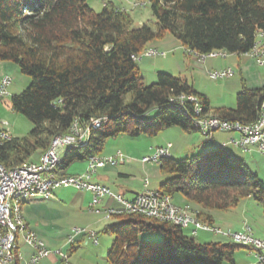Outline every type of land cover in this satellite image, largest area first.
I'll return each mask as SVG.
<instances>
[{"label":"trees","instance_id":"trees-1","mask_svg":"<svg viewBox=\"0 0 264 264\" xmlns=\"http://www.w3.org/2000/svg\"><path fill=\"white\" fill-rule=\"evenodd\" d=\"M88 1L0 0V62L17 65L31 79L12 97V110L33 125L27 138L0 140L5 167L30 163L75 121L86 126L100 120L101 125L91 130L86 146L67 149L56 174L100 155L105 142L120 135L152 138L173 127L198 131L194 107L180 102L182 95L198 97L203 114L244 124L257 120L264 87L243 84L235 109H213L181 76L158 73L147 86L132 56L166 33L190 53L242 56L264 30V0H147L154 21L139 27L113 2L96 12ZM158 165L167 177L160 190L165 195H181L208 212L234 210L250 200L264 213V183L223 148L180 160L163 157ZM196 215L213 226L206 212ZM115 216L118 222L104 228L114 236L107 264H235L237 250L251 251L231 241L201 244L181 227L140 214ZM143 233L161 234L164 240L141 242Z\"/></svg>","mask_w":264,"mask_h":264},{"label":"rangeland","instance_id":"rangeland-1","mask_svg":"<svg viewBox=\"0 0 264 264\" xmlns=\"http://www.w3.org/2000/svg\"><path fill=\"white\" fill-rule=\"evenodd\" d=\"M109 1L113 2L121 10L131 13L135 27L154 21L150 4L147 0H89L88 4L96 12H101L103 6ZM150 49H156L162 53L164 52L165 56L156 58L146 57L138 63L140 74L147 86L157 81L158 73L181 76L187 79V81L194 86L196 91L209 99L213 109L222 107L235 109L236 96L241 92L243 84L249 89H260L264 87V65L258 66L254 60L245 56H231L229 54L226 59L209 58L204 61L205 63H203V61L199 62L194 56H189L185 48L182 47L170 33H166L161 39L154 40L145 50ZM11 65L8 75L12 78L13 82L9 88V96L0 100V130L5 129L10 132L12 137L20 140L29 137L33 125L27 118L12 110L11 99L26 90L30 85L31 79L22 75L17 65ZM228 67L234 70L235 74L233 77L219 81H214L209 78L210 72L219 71ZM199 133L188 135L179 128L173 127L161 131L158 136L152 138L142 136L139 139H132L126 135H120L117 138L107 140L99 156L107 157L106 155H115L120 151L128 158L131 157V154L134 156L133 158L139 160L143 157H150L153 155V153L149 152L151 147L154 148L156 146H166L170 144V155L173 156V158L177 160L190 158L197 154L205 153L203 148L205 147V143L202 144L203 141L200 140L202 138H198L199 136L197 135L201 134ZM67 149H69V147H64L61 150V157H63ZM227 151L231 153L234 158H243L242 160H245L248 167L255 172L264 183V155L257 152L245 154L240 149L238 150V148L236 149L233 147H229ZM40 157L41 151L39 150L31 157L29 162L39 161ZM86 166V160L75 161L65 170L66 172H78L83 170ZM146 166V172H143L142 166L139 163L135 164L134 171L128 173L130 177L127 179L120 177L118 178V182L123 186L127 185L136 189L142 185L141 179L147 178L149 181L151 180L154 188L157 187V178L162 174L158 165L147 164ZM161 178L164 180L167 177ZM62 192H64L63 195L65 196L63 198V195H61ZM78 194L79 192L75 189L62 188L54 192L53 199L36 198L37 201H40L39 206L30 207L35 223L33 226L36 229L37 235L44 241L47 248H55H49L51 250H58L56 248H60L62 244H65L64 242L67 239V234L75 228L86 229L94 231L95 233L99 231L98 245H96L92 239L75 243V251L69 255V263L107 264V253L112 246L114 236L109 233H104V228L108 224L105 220L101 222L100 226L96 227L97 231L90 227H84L86 223L102 217L91 215L86 211L81 213L76 212L75 206L77 203H82V199ZM24 203L21 208L22 216H24ZM117 204L118 203L112 200L110 209H115L117 206L113 207V205L115 206ZM247 204L250 211L247 219L250 221L249 225L253 229L254 235L264 239L263 209L257 203L253 201L250 202L249 200H245L242 206ZM195 214L198 213L196 212ZM112 220H109V222H112ZM203 233L205 232H201L200 235L210 236V239H207L208 241L206 243L216 241L223 243L229 242L227 238L222 236L218 237L216 234ZM140 240L141 242H161L164 240V237L161 234L143 233L140 235ZM87 242L89 243L87 244ZM65 252L69 254V248L68 250L66 249ZM234 262L235 264H259L255 254L244 248L236 251L234 254Z\"/></svg>","mask_w":264,"mask_h":264},{"label":"built area","instance_id":"built-area-1","mask_svg":"<svg viewBox=\"0 0 264 264\" xmlns=\"http://www.w3.org/2000/svg\"><path fill=\"white\" fill-rule=\"evenodd\" d=\"M230 54V53H228ZM165 56V53L154 50L148 58ZM242 56L253 59L258 66L264 65V34H257L254 47ZM226 56H220L217 51V58L225 59ZM199 59L204 55H198ZM136 63L145 58L139 54L132 56ZM234 70L231 67L213 71L209 73V78L214 81L224 80L233 77ZM12 78L5 75L0 78V100L9 96V88L12 84ZM180 102H188L194 107L196 123L208 128V137H204L206 142L213 140L215 132H225L232 134V127H240V134L237 138H231L227 143H222L221 148L228 145H234L240 148L244 153L257 152L264 155V98L261 101L259 115L257 120L251 124H244L238 121H228L216 115L203 114V107L198 99L187 100L186 95L178 99ZM96 121L92 120L90 125H79L77 130H68L65 134H59L55 139L50 152H44V156L39 161L32 162L28 167L0 168V264H40L44 259L57 255L61 258L62 264L69 263V254L62 249L51 250L47 248L37 233L29 227V233L26 235V246L33 250V255L25 259L19 251L16 244V237L12 235V229L7 222V211L10 210L9 199L11 194H23V197L53 199L54 192L60 188H74L81 191L91 192L93 195L90 209L99 212L97 207L102 203L103 198L110 196L123 205V210L109 209L106 211V218L121 214L131 213L140 214L161 222L173 224L182 229L191 228V236L195 237L199 231L216 234L227 238L229 241L250 247L251 252L255 254L259 264H264V241L256 238L251 229L247 226L241 232L223 229H202L199 224V218L193 214V217H185V212H180L179 207H167L164 204V193L148 189V181L145 182L144 189L137 194L132 200H125L121 195L113 193L109 188H96V184L90 183L91 177L96 173L98 168H104L108 165L116 166L124 163L127 157L122 152H117L114 156L98 157L93 156L88 160L87 172L78 176H59V174H47V167L56 162L60 149L64 145L78 144L84 140V131L96 128ZM12 135L5 129L0 130V140L9 141ZM162 154H170V144L157 147L153 155L143 157V164H159ZM21 222H26L25 217H18ZM77 237H87L98 244L97 233L94 231L75 228L68 239V244L75 243Z\"/></svg>","mask_w":264,"mask_h":264},{"label":"crops","instance_id":"crops-1","mask_svg":"<svg viewBox=\"0 0 264 264\" xmlns=\"http://www.w3.org/2000/svg\"><path fill=\"white\" fill-rule=\"evenodd\" d=\"M185 51H186V49H185ZM186 53H188L189 56H194L195 58H197V60L199 62H202V61L199 60L198 57H196L197 54L190 53V52H187V51H186ZM234 56H236V55H234ZM247 58H249V57H247ZM203 63H205V62H203ZM11 64L8 63V62H0V78H2L5 75H8V71L11 69L10 66H12ZM209 103H210V101H209ZM210 107H211V104H210ZM181 131L184 132L185 134H188V135L199 133L198 131H194V132L193 131L192 132H185L183 130H181ZM197 136H199L198 138H202V139H200V140L203 141L202 144L205 143L204 144L205 147H203L204 150H205L204 151L205 153L210 152V151L215 150V149H218V148H221V144L222 143H227L231 138H237L238 137L237 134H231V133H225V132H215L213 134V140L211 142H206L204 137L201 134L197 135ZM157 147H161V145L160 146H156L154 148L151 147L149 149V152L153 153L154 150ZM229 147H233V148H236V149L238 148V147H236L234 145H228L227 147H225L223 149L227 150ZM172 148H173V146H172ZM239 149L240 148H238V150ZM42 153L43 152H41V155H42ZM253 153H251V154H253ZM245 154H249V153H245ZM106 156L108 157V156H114V155H106ZM130 156H131L130 158L127 157V160L124 163L118 164L116 166L108 165V166H106L104 168H98L97 171H96L97 174L95 173L96 175L91 177L90 183L101 185V186H105V187L109 188L113 193H115L117 195H121L125 200H132L137 194H139L144 189L146 181H148V189L153 190V191H160L161 190V185L167 179L166 178V179L163 180L161 178V177H166L163 174H160L161 176H159V178H157L158 179V181H157V185L158 186L155 187V188L153 187V185L151 183V180L149 181V179H147V178H145V179L143 178L144 180L141 179L142 185L140 187L136 188V189L133 188V187H129L127 185L123 186V185H121L118 182L119 181L118 178H120V177H123L124 179H127V178L130 177V174H128V173L134 171L135 164L139 163L142 166V168H143L142 171L146 172V167H147L146 165L147 164H143L141 162V159L136 160L135 158H133L134 156H132L131 154H130ZM98 157H100V156L98 155ZM236 157H239V156H236ZM86 162H87V166L81 171H78V172H75V171L66 172V170H60L57 173L59 174V176H78V175H83V174H85L87 172V169H88V160H86ZM158 167H159V165H158ZM139 170H141V169H139ZM61 189L62 188H60L58 190H61ZM64 189H68V188H64ZM72 189H74V188H72ZM75 190H77V189H75ZM77 191L79 192L78 196L82 199V203H77V205L75 206L76 207V212L81 213V212H85L86 211V212H88L91 215H96V216H101L102 217V218L99 217L96 220H93V221H91L89 223H86V226H84V227H90V228H92V229L97 231L96 227L100 226L101 222L103 220L107 221L108 224L106 226L118 222V219H116V216H113L110 219H107L106 218V211L110 209V206H112V205H110L112 200L115 201L116 203H118L115 206L113 205V207L117 206L115 209L118 210V211H122L124 207H123V205L121 203L117 202L114 198H112L110 196H106V197L103 198V203H102L103 205L100 204L97 207V210L99 211L97 213V212H94V211H92L90 209V204H91V201H92V198H93L92 193L88 192V191H81V190H77ZM63 194H64V192L61 193V195H63ZM63 197H65V196L63 195L62 198ZM172 199H173V202H174V204L176 206H178L179 208H182V209L189 210L191 214H195L196 212H198V213H202V212L205 213L206 212L207 215L209 214L212 217L213 226H215L217 228H220V229H223V230H228L229 229V230H233V231H242L243 228L245 226H247V227H249L251 229L252 233L254 234L253 229L249 225L250 221L247 220L248 216H249V213H250L249 208H248V204L242 206V203H241L239 205V207H237L236 209L225 211V212L224 211H210V212H208V211L203 210L200 206H198V205H196L194 203L188 202V200H186L181 195H175V196H173ZM39 202L40 201H37V199L35 198V200L31 199V200L26 201L24 203V205H23L24 206L23 207V215L25 217L26 224L28 225V227H30L35 232H36V229L33 226L35 223L33 221V217H32V214H31V210H30L31 208L30 207L39 206ZM109 220H112V222H109ZM72 231L67 234V239L64 242L65 244H62L60 248L58 247L56 249H62L65 252L66 249L68 250V248H69V250H70L71 248H73L75 246L76 242H84V241H86L88 239L87 237H77L75 239V243H73L72 245H69L68 244V239L72 235ZM191 231H192L191 228L185 230V232L188 235H190V236H191ZM201 232H205V231H199L197 233V235L195 236V238H196L197 242H199V243H206L210 239V236L209 235H200ZM99 233L97 234V238H98ZM206 233H208V232H205L203 234H206ZM208 234H212V233H208ZM216 236H218V235H216ZM254 236L256 238L264 241V239H262L260 236H257V235H254ZM218 242H220V241H218ZM88 243L89 242H87V244ZM98 244H99V238H98ZM18 246H19V251L21 252V254L23 255V257L25 259H29L33 255V250L30 247L26 246L21 240L18 241ZM49 248H51V247H49ZM51 249H55V248L52 247ZM69 262H70V260H69ZM40 264H62V261H61V258L59 256L52 255V256L44 259Z\"/></svg>","mask_w":264,"mask_h":264},{"label":"bare ground","instance_id":"bare-ground-1","mask_svg":"<svg viewBox=\"0 0 264 264\" xmlns=\"http://www.w3.org/2000/svg\"><path fill=\"white\" fill-rule=\"evenodd\" d=\"M258 34H264V30L260 31ZM156 49H150V50H144L143 52L140 53V57L141 58H146L148 57L152 51H154ZM196 54V53H195ZM194 55V54H193ZM219 55L220 56H226L225 59L229 56V54L225 51H219ZM198 57V54L197 56ZM209 58H217V51L216 52H212L210 54H205L204 58L199 59L200 61H206ZM187 100H194V96H187ZM101 125V121L98 120L96 121V128L100 127ZM195 125L197 126V130L198 132H200L202 134L203 137H208V128H206V126L201 125L200 123H196ZM79 128V123L77 121H75L73 123V125H71L70 130H77ZM232 133L235 134H240V127H232ZM91 136V130H85L84 131V140L82 142H79L78 144H73V145H64L61 149H60V153L58 155V158L56 160V162H52L48 167H47V174H56V169L59 167V165L61 164V150L64 147H69V148H80L83 146H86L89 142ZM59 135L55 136L48 149L45 152H50V150L52 149V146L54 144L55 139H58ZM44 156V153L41 155L40 159ZM163 157H171L170 154H162V158ZM31 163H26L20 167H28L30 166ZM0 168H7L5 167L3 164L0 163ZM16 168V167H14ZM96 188H105V186H101V185H97L96 184ZM30 199V197H23V194H11V198L9 199V207L10 210L7 211V222L8 225L10 226V228L12 229V235L13 237H16V244L18 245V241L21 240L25 245H26V235L29 233V227L26 224V222H21L19 220L18 217H23L22 216V204L26 201H28ZM164 204L167 207H176V205L173 202V199L171 196L169 195H165L164 194ZM180 212H185V217H193V214L190 213L189 210L187 209H182L179 208ZM199 224L201 225L202 229H214V226L208 224V223H204L199 219ZM215 229H220L215 227Z\"/></svg>","mask_w":264,"mask_h":264}]
</instances>
